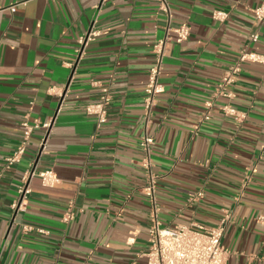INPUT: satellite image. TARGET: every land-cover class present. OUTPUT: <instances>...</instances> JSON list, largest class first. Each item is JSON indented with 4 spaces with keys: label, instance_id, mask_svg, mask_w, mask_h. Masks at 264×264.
<instances>
[{
    "label": "crops",
    "instance_id": "1",
    "mask_svg": "<svg viewBox=\"0 0 264 264\" xmlns=\"http://www.w3.org/2000/svg\"><path fill=\"white\" fill-rule=\"evenodd\" d=\"M165 1L169 13L161 0H0V264H143L145 134L160 221L225 220V264H264V63L238 59L264 55V21L251 11L264 0ZM181 23L189 34L176 42ZM164 35L146 120L152 44ZM103 87L111 101L98 123L85 105ZM23 123L32 126L24 153L9 160ZM31 169H52L57 181L33 175L19 200Z\"/></svg>",
    "mask_w": 264,
    "mask_h": 264
},
{
    "label": "built area",
    "instance_id": "2",
    "mask_svg": "<svg viewBox=\"0 0 264 264\" xmlns=\"http://www.w3.org/2000/svg\"><path fill=\"white\" fill-rule=\"evenodd\" d=\"M161 8L166 13H169L168 4L165 0H161ZM11 11L14 7L10 8ZM253 16L258 21H264V1L255 6L252 10ZM227 15L223 11H213L212 16L215 19H223ZM175 41L181 42L189 34V26L186 23H181L173 29ZM252 40L258 38L257 34H251ZM168 36L157 39L152 44L154 61L149 67L147 80L144 87V109L146 120L150 117L152 108L156 101V92L159 88V76L161 72L162 59L164 48ZM239 62L241 61H256L264 63V55L254 51H241L239 54ZM239 63L231 66L225 73L222 82L229 84L233 80V75L238 73ZM230 95V93H228ZM111 101V95L107 87L102 88V94L98 101L85 105L87 114L94 115L98 123H103L106 120L108 106ZM224 112L228 115H233L239 119V114L236 109L229 104L224 105ZM207 117V116H205ZM23 141L17 148L16 153L9 160L15 159L19 154H23L25 150L26 140L30 134L31 127L27 123H23ZM34 126H36L34 124ZM47 127L48 123L43 124ZM153 144V139L149 135H144L140 141V146L144 152L141 166L146 175V185L144 187L146 194L151 199L150 225L148 228V238L146 250L141 254L145 257L143 264H225L226 251L221 243V238L225 230V220H221L217 225L211 227H203L194 223L178 224L169 226L163 224L158 217V208L155 202V186L156 175L152 170V162L150 160V146ZM36 175L40 178L41 183L46 186H52L56 183L57 178L52 169L35 171L34 169L27 170L22 178V183L18 188L19 200H23L25 195L30 192L29 177ZM201 192H197L196 197H200ZM19 201L12 204L15 208L19 205ZM72 211L66 212L64 219H70Z\"/></svg>",
    "mask_w": 264,
    "mask_h": 264
}]
</instances>
